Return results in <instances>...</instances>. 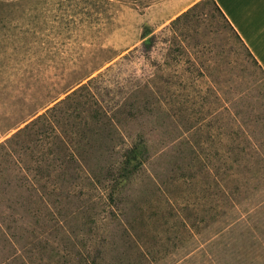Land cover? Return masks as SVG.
<instances>
[{
  "label": "rangeland",
  "instance_id": "1",
  "mask_svg": "<svg viewBox=\"0 0 264 264\" xmlns=\"http://www.w3.org/2000/svg\"><path fill=\"white\" fill-rule=\"evenodd\" d=\"M0 6V264H264V73L214 0Z\"/></svg>",
  "mask_w": 264,
  "mask_h": 264
},
{
  "label": "crops",
  "instance_id": "2",
  "mask_svg": "<svg viewBox=\"0 0 264 264\" xmlns=\"http://www.w3.org/2000/svg\"><path fill=\"white\" fill-rule=\"evenodd\" d=\"M258 68L264 73V0H214Z\"/></svg>",
  "mask_w": 264,
  "mask_h": 264
},
{
  "label": "trees",
  "instance_id": "3",
  "mask_svg": "<svg viewBox=\"0 0 264 264\" xmlns=\"http://www.w3.org/2000/svg\"><path fill=\"white\" fill-rule=\"evenodd\" d=\"M10 1H12V0H0V6L11 4ZM115 1L116 0H107L108 7H110V5H113L115 3Z\"/></svg>",
  "mask_w": 264,
  "mask_h": 264
}]
</instances>
